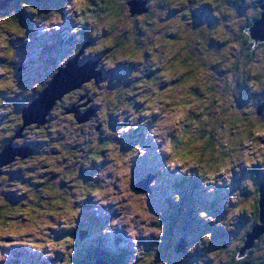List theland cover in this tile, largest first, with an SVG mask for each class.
I'll return each mask as SVG.
<instances>
[{
  "label": "clouds",
  "instance_id": "1",
  "mask_svg": "<svg viewBox=\"0 0 264 264\" xmlns=\"http://www.w3.org/2000/svg\"><path fill=\"white\" fill-rule=\"evenodd\" d=\"M143 8L134 12L130 0H64L62 11H41L19 0L40 35L71 22L66 35L74 37L67 54L26 88L14 65L22 62L21 42L31 44L32 36L15 0L0 11V153L9 144L39 145L0 164V264H9L15 247L52 264H77L71 233L88 200L94 211L115 213L99 234L124 233L127 264L149 257L150 264H187L185 256L161 252L164 213L153 211L150 192L132 187L135 162L148 155L144 142L162 158L161 173L195 175L209 196L227 193L219 218L204 208L196 213L227 239L213 246V232H201L187 248L188 256L199 250L195 264H264V231L256 233L264 228V188L254 177L233 186L246 170L264 171V40L251 32L264 19V0H146ZM201 9L207 19L197 24L193 13ZM74 58L95 60L102 78L69 88L42 122L26 123L17 103L30 106ZM120 66L128 70L123 79L107 75ZM141 130L142 141L125 148L121 139ZM93 167L90 178L81 176ZM141 240L156 243L146 248Z\"/></svg>",
  "mask_w": 264,
  "mask_h": 264
},
{
  "label": "rangeland",
  "instance_id": "2",
  "mask_svg": "<svg viewBox=\"0 0 264 264\" xmlns=\"http://www.w3.org/2000/svg\"><path fill=\"white\" fill-rule=\"evenodd\" d=\"M63 2L62 7H60L61 5L57 4L53 7L62 11ZM50 8H47V10H49ZM205 19H207V17ZM195 21L196 23H200L203 20ZM30 25L31 27L28 31V35L32 36V43L23 44L21 42V47L18 52L21 55L22 62L14 65L16 69L17 78L22 88L30 87L32 82L39 80L45 75H47L51 68L56 65L58 59L61 58L63 55L67 54V52L70 50L68 47H64L63 49H61L62 45L64 44L60 43L61 38H63V41H66V38L68 37L66 33L71 28V22L66 23L64 26V30L60 33H52L48 35H40L38 30L36 29V26L34 24L29 23V26ZM58 48H60V54H56ZM51 58L56 60L54 62H51ZM83 63L79 62V64ZM46 68L48 69V71L46 70ZM90 71L92 73H95L96 66L95 68H90ZM120 72L121 70H116L113 73H108L107 75L118 77L122 73ZM241 92L246 96V98L245 96H243V98L241 97V103H246L247 100L250 98L249 94H247V91H245V89H241ZM56 95L57 94H54L53 97ZM20 107L21 104L17 103V108L19 110H22L23 105L22 108ZM262 111H264V107ZM41 117L42 116L39 115L37 118L40 119ZM113 126H116L115 121H113ZM134 137L135 139L127 135L121 139V143L124 145L125 148H127L132 144L141 142L143 139V130L139 131V134L137 136L134 135ZM11 146L15 151L20 150L19 147H16L14 145ZM144 146L148 149V155L144 159L135 162L132 187L134 190L135 187H137L138 190H135L136 192H150L152 194L150 204L153 207V211H163L164 213L163 220L166 225V230L164 243L160 246L161 252L165 253L167 256H170L172 258L185 256L187 264H195L196 259H198L200 256L199 250L194 256H188L187 248L190 246L191 243L195 242V239L198 238L201 232H213L214 240H216H213V246H216L217 243L224 242L227 239L226 236L224 237V240L215 239L216 234L223 233V231L221 229H217L213 224L201 221L196 215V213L199 209L204 208L206 210L208 209L210 214L215 215L219 218L223 215V199L225 198L227 193L225 191H223L222 193L223 189H217L214 195L209 196L206 194V190L201 188L200 181L195 175L190 178V181L194 182L196 180V183L190 186L189 184H185L183 180H180H186L185 177L181 178V176H176L175 174L168 172L161 173L160 168L162 167L163 163L162 158L155 156L154 146L151 145L150 142H144ZM13 154V151L8 152L5 155V159L7 161L12 160L16 156H12ZM94 171L95 168L93 167L92 169H90V172L88 171L89 173H85L82 175L85 179H88ZM18 177L19 175L17 173L13 178ZM244 177H254L255 182L257 184H261L262 180L264 179V171H262L259 167H255L251 171L246 170L243 176L235 178L233 186L235 187L238 184L239 180ZM153 180L157 181L156 188L149 187L150 183ZM172 193L180 194L181 200L179 204L173 202ZM135 195L136 193H133V196ZM185 199H188L191 204L188 203ZM211 202H216L218 209L212 208L210 205ZM94 208L95 205L91 200L84 202L79 227L71 233V235L76 237L77 257L74 259L77 260V263L78 259L81 258L83 252L81 248L83 246H91L94 248L97 245L99 246V242L105 244L106 246H109L110 250H106L107 252H121L120 249L117 248V246L112 244L111 240H113V237L121 239V242L118 247L127 248L130 251V244L127 241V238L125 237L124 233L117 231L111 236H101L99 234L101 228H103V226L107 223V220L111 218V216L115 215V213H113L110 208H101L100 210L95 211ZM176 209L181 211L179 212L180 219H178V217H174L171 219V216H173V214L177 212ZM245 222L246 218L242 217L240 220V224H243ZM185 223H192L195 233L194 236L189 235L186 237L187 239L185 240L187 241V246L185 247V250H177L175 248V245L178 244L179 241L175 238V236L178 238L183 237L182 234L184 233V230L180 229L179 225H181V228H183V224ZM79 234L86 235L83 239H80ZM60 235H64V233H60ZM141 243L145 245L146 248H151L153 244L156 243V241L141 240ZM9 252L11 256L10 260L16 261L19 259V261L15 262V264H52L51 261H42L40 255L34 254L31 252V250L24 247L12 248L9 250ZM129 256L130 255L125 257L123 264H127V259ZM150 260L151 258L149 257L146 264H150ZM10 262L11 261H9V264Z\"/></svg>",
  "mask_w": 264,
  "mask_h": 264
},
{
  "label": "water",
  "instance_id": "3",
  "mask_svg": "<svg viewBox=\"0 0 264 264\" xmlns=\"http://www.w3.org/2000/svg\"><path fill=\"white\" fill-rule=\"evenodd\" d=\"M9 0L0 1V9H2ZM143 4H135L132 5V10L135 11L140 10ZM139 8V9H138ZM252 35L255 36L257 39H264V19L256 21L254 26L251 29ZM96 61L95 60H88L84 62L83 64H79L77 59H72L66 68L61 69L60 72L56 77L53 78L52 82L49 84V87L39 94L38 98L34 99L32 104L28 106L27 108H22V111L24 112L25 120L27 122L32 121H43L44 116L47 114L49 107L52 105L54 100L64 91L68 90L69 88L78 86L82 81L87 80L91 77H98L102 75L100 72L92 73L90 71V68H95ZM54 94H57L53 97ZM264 107V104L261 105V111ZM41 115L42 117L38 119L37 117ZM20 150L15 151L13 150V147L11 144H9L8 147H6L3 151V153H0V164L7 163L5 159V155L13 151L14 155H25L30 153L29 148L19 147ZM11 156V157H12ZM12 159V158H10ZM262 188H264V184L261 185ZM135 190H138L137 187H135ZM261 231H264V228H257L256 233H259ZM186 247V241L179 240L178 244L175 245V248L185 250ZM92 264H110L109 259L103 257L96 259L92 261Z\"/></svg>",
  "mask_w": 264,
  "mask_h": 264
},
{
  "label": "trees",
  "instance_id": "4",
  "mask_svg": "<svg viewBox=\"0 0 264 264\" xmlns=\"http://www.w3.org/2000/svg\"><path fill=\"white\" fill-rule=\"evenodd\" d=\"M0 1H4V0H0ZM28 2L29 3H33L35 6L39 7L41 9V11H45V10H47V8H50V7L51 8H54L53 6L56 5V4L57 5H61L60 7H62L63 0H28ZM12 3H13V0H9V2L2 9H0V11H2L3 9H5L9 4H12ZM130 3H131V6L132 5H135V4H139V3H141V4L144 5V3H146V0H130ZM143 5L140 8V10H137L136 9L134 12H142V11H144ZM15 6L18 8V15L20 16L21 22L25 26L27 24L26 27H28V29H30L31 25L29 26V23H31V15L30 14H25L22 9H19V0H15ZM44 7H47V8H44ZM193 15H194L195 20H204L207 17V13L203 9H201L200 11L194 12ZM197 24H199V23H197ZM253 38L254 39H257L255 36H253ZM61 39H62L61 40V44H64V45H62L61 49H63L64 47H68L69 49H71L72 44L74 42V37L69 36V37L66 38V41H63V38H61ZM258 40H264V39H259L258 38ZM57 53L60 54V48L57 49L56 54ZM89 60H91V59H89ZM46 70L48 71L47 68H46ZM117 70H121V72H122V73L120 72L121 74L117 77L119 79H123L126 76L127 71H128L124 66L118 67ZM111 73H113V72H111ZM102 75H101V77L98 76L97 79L98 80L101 79L102 78ZM113 77H115V76H113ZM241 89H245V91H247V94H248L247 88L242 87ZM39 94H38V96H39ZM243 96H245V95L241 92V97L243 98ZM245 98H246V96H245ZM20 108H22V104H21V107ZM69 114L71 115V113H69ZM73 118L75 119V117H73ZM138 134H139V131H136V132L130 133L128 136H130V137H132V138L135 139L134 135L137 136ZM23 147L24 148H26V147L29 148L30 149V153H31V152L35 151L39 147V145L26 144ZM30 153H28V154H30ZM28 154H25V155H28ZM25 155H23V156H25ZM88 171L90 172V170H83L81 172V176L83 177L82 174L89 173ZM18 175H20V174L18 173ZM181 180H183V182L185 184H189L190 186L195 184L194 182H192V181H190L188 179H186V180L181 179ZM262 184H264V179L262 180V182H261L260 185H262ZM223 191L224 190H222V193H223ZM222 195H221V197H222ZM7 199H9L10 201H12L13 203L16 202V198H15L14 194H9L7 196ZM188 203H190V202H188ZM210 205L213 208L218 209V206H217L216 202L215 203H212L211 202ZM179 212H181V211L180 210H177V212L174 213L173 216H171V219L174 218V217L175 218L178 217V219H180V213ZM179 227H180V229H183L184 230V233L182 234L183 235V237H182L183 239H187L186 237L189 236V235L190 236H194L195 231L193 229L192 223H185V224H183V228H181V225H179ZM225 236H226L225 233H219V234H216L215 239H218V240L222 239V240H224V237ZM214 241H216V240H214ZM112 242H113V244L115 246H117V248L120 249L121 252H114L113 254L112 253H109V254L104 253V254H106L110 258L109 259L110 264H123L124 263V260H125V257L128 256V255H130V251L127 248H120V247H118L119 244H120V242H121V239L120 238L114 239ZM220 243H222V242H220ZM81 249H82L83 252H82L81 258L79 257L80 259H78V263L77 264H91L90 262L92 260H95V258H102L103 257V251H102L100 245L99 246L97 245L94 248L91 247V246L90 247L83 246ZM10 261H11L10 264H15V262H18L19 259L16 260V261H14V260H10ZM27 264H31V263H27Z\"/></svg>",
  "mask_w": 264,
  "mask_h": 264
}]
</instances>
